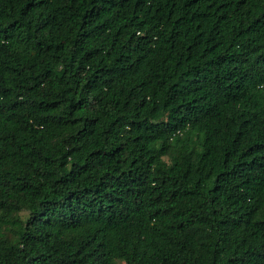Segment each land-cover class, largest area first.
<instances>
[{"label": "trees", "instance_id": "1", "mask_svg": "<svg viewBox=\"0 0 264 264\" xmlns=\"http://www.w3.org/2000/svg\"><path fill=\"white\" fill-rule=\"evenodd\" d=\"M0 264H264V0H0Z\"/></svg>", "mask_w": 264, "mask_h": 264}, {"label": "rangeland", "instance_id": "2", "mask_svg": "<svg viewBox=\"0 0 264 264\" xmlns=\"http://www.w3.org/2000/svg\"><path fill=\"white\" fill-rule=\"evenodd\" d=\"M155 147H156V144H152V145H151V148L154 149Z\"/></svg>", "mask_w": 264, "mask_h": 264}]
</instances>
